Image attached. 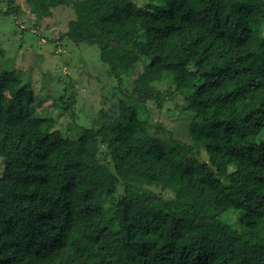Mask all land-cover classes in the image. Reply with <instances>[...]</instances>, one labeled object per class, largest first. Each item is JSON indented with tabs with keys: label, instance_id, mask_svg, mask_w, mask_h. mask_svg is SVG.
<instances>
[{
	"label": "trees",
	"instance_id": "16d2710c",
	"mask_svg": "<svg viewBox=\"0 0 264 264\" xmlns=\"http://www.w3.org/2000/svg\"><path fill=\"white\" fill-rule=\"evenodd\" d=\"M65 37L100 50L123 100L72 138L0 72V264H264V0H94ZM177 95L191 144L152 118Z\"/></svg>",
	"mask_w": 264,
	"mask_h": 264
},
{
	"label": "rangeland",
	"instance_id": "374dc122",
	"mask_svg": "<svg viewBox=\"0 0 264 264\" xmlns=\"http://www.w3.org/2000/svg\"><path fill=\"white\" fill-rule=\"evenodd\" d=\"M6 1L0 0V72L10 73L34 89L35 114L55 119V128L72 138L76 137L77 128H99L115 117L123 94L110 69L101 61L100 50L95 46L76 45L65 37L69 23L82 19L84 2L94 0H67L52 10V16L42 18L26 0L16 2L21 7L19 15H4ZM132 1L140 7L152 3V0ZM141 71V64H137L135 76L121 77L126 91L132 90L135 77ZM169 86L163 83L158 88L169 90ZM74 99L76 117L72 119L69 101ZM186 104L177 95L162 111L152 101L149 106L155 123L191 144L190 116L180 112ZM196 158L208 160L204 150ZM160 184V173L149 172L147 187L162 193ZM222 219L236 221L233 213Z\"/></svg>",
	"mask_w": 264,
	"mask_h": 264
}]
</instances>
